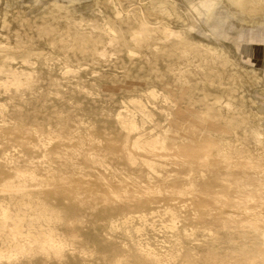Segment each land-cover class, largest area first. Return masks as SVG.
Returning <instances> with one entry per match:
<instances>
[{
    "label": "rangeland",
    "instance_id": "obj_1",
    "mask_svg": "<svg viewBox=\"0 0 264 264\" xmlns=\"http://www.w3.org/2000/svg\"><path fill=\"white\" fill-rule=\"evenodd\" d=\"M0 68V189L2 179L26 185L30 206H43L37 215L51 219L63 244H54L62 257L28 249L5 254L0 264H108L131 250L125 258L141 264L134 233L140 216L155 227L143 246L162 261L173 225L191 238L187 247L198 261L219 250V238L252 236V224L264 235V0H0ZM12 72L24 81L31 76L28 87H3ZM151 91L156 97L146 96ZM119 113L134 118L132 132L119 127ZM176 119L207 130L213 145L187 135ZM38 123L53 137L37 144L38 135L12 133ZM145 139L157 143L153 155L133 144ZM30 140L34 152L24 146ZM72 152L77 162L68 164ZM89 154L101 161L96 168L81 161ZM1 192L0 202L30 222L35 211ZM211 194L222 211L206 198ZM237 216L229 237L212 223ZM129 217L132 229L110 228ZM225 245L222 253L236 250L232 240Z\"/></svg>",
    "mask_w": 264,
    "mask_h": 264
},
{
    "label": "bare ground",
    "instance_id": "obj_2",
    "mask_svg": "<svg viewBox=\"0 0 264 264\" xmlns=\"http://www.w3.org/2000/svg\"><path fill=\"white\" fill-rule=\"evenodd\" d=\"M115 9V8H114ZM119 10V9H118ZM145 24H147V23H145ZM108 28V27H107ZM107 30V29H106ZM110 30V29H109ZM109 30H107V31H109ZM138 31V30H137ZM139 31H140V29H139ZM112 32V31H111ZM114 33V32H113ZM139 33V32H138ZM138 35V34H137ZM109 36V35H108ZM171 36H172V34H171ZM112 39V38H111ZM114 40V39H113ZM135 40H136V38H135ZM112 41V40H111ZM134 41V40H133ZM68 45V44H67ZM64 46V45H63ZM62 46V48L61 49H63L64 50V47ZM70 46V45H69ZM71 47V46H70ZM68 48V47H67ZM68 49H70V48H68ZM91 57H94L93 55H91ZM3 71V69H1L0 68V73ZM17 74V73H16ZM13 74V72H12V74L10 75V76H8V78H7V81H5L4 82V86L3 87H12V88H14L15 90H20V88H22L23 86H26V87H28V85H29V81L31 80V76L29 77V76H27V78L25 79V81L24 80H22V79H24L23 77H22V75H20V77L22 78H20L19 76L17 77V75H19V74ZM33 76V75H32ZM35 76V75H34ZM33 83V82H32ZM54 83V82H53ZM2 84V83H1ZM1 84H0V86H1ZM52 84V83H51ZM6 89V88H5ZM11 89V88H10ZM9 90V89H8ZM141 91V90H140ZM142 91H144V90H142ZM154 91V90H153ZM153 91H151V93L150 94H148V95H146V96H151L152 98H154V97H156L155 96V93H153ZM137 92H139V90H137ZM135 93V92H134ZM141 93V92H140ZM143 93V92H142ZM146 93V92H145ZM54 94V93H53ZM143 97H146L145 96V94H143L142 95ZM141 96V97H142ZM14 97V96H13ZM15 97H17V96H15ZM163 97V96H162ZM139 99V98H138ZM154 100V99H153ZM156 100V99H155ZM133 102H136V103H141L140 101H137V100H135V101H133ZM164 102V101H163ZM2 107V106H1ZM136 110V109H135ZM23 111V110H22ZM35 111H37V110H35ZM38 112V111H37ZM140 112V111H139ZM11 113H15V111L14 112H11ZM18 113H20V111L18 112ZM142 113V112H141ZM144 113V112H143ZM16 114H17V112H16ZM16 114H13V115H16ZM35 114V113H34ZM33 114V115H34ZM37 114V113H36ZM12 115V114H11ZM24 115V117H25V114H23ZM46 116H47V114H45ZM121 115L122 114H120L119 113V115H118V125H119V127L121 128V129H126V130H129V131H131L132 132V130H134V128L136 127V124H135V121L133 120L132 121V119H134V118H129V117H125V118H121ZM3 116V115H2ZM13 118H15L14 116H12ZM34 117V116H33ZM36 117V116H35ZM55 117H56V115H55ZM112 117V116H111ZM132 117H134V116H132ZM136 117V116H135ZM17 118V117H16ZM22 118H23V116H22ZM30 118H31V115H30ZM49 118V117H48ZM51 118V117H50ZM117 118V117H116ZM56 119V118H55ZM5 120L6 119H4V117H3V120L1 121V122H5ZM48 120V119H47ZM57 120H58V122L60 121L59 120V118H57ZM109 120V119H108ZM181 120V119H180ZM29 121V120H28ZM21 122H23V121H21ZM25 122V121H24ZM37 122H39V121H37ZM50 121H48V123H49ZM53 122H54V120H53ZM61 122V121H60ZM59 122V123H60ZM29 123H31V122H29ZM33 123V122H32ZM47 123V124H48ZM184 123V122H183ZM182 122H180V121H178L177 119L174 121V124L175 125H177L178 127H179V125L181 126V127H183L184 129H185V132L187 133V135L189 134L190 136H192V138H193V136H195V135H198V137H199V139H200V141L201 142H203V143H205V144H207V145H209V146H212L213 145V143L212 144H210V142H209V139L208 138H210V137H208V131L206 130V131H202V130H200V129H194L190 124H187L186 126H184V124H183ZM45 125H46V123H45ZM44 125V126H45ZM55 125H56V122H55ZM60 125V124H59ZM47 126V125H46ZM15 127V126H14ZM87 129H89V128H87ZM86 129V130H87ZM176 129V128H175ZM75 130V129H74ZM24 131V132H23ZM87 131H89V130H87ZM128 131V132H129ZM183 131V130H182ZM14 132V133H13ZM57 132V131H56ZM205 132V133H204ZM12 133L15 135V134H19V136L20 135H22L23 133H28V134H30L31 136L32 135H34V137H37V135H38V137L40 136L41 138H39V140H38V142H37V144L38 143H43L42 142V138L43 137H45V136H50V137H53L52 136V134H53V132L52 131H45V130H43V128H42V126H41V124H37L36 126H30V124H29V126L27 125V126H25V125H23V124H18V126L17 127H15L13 130H12ZM55 133V132H54ZM181 133V132H180ZM24 134V135H25ZM5 135V134H4ZM186 135V136H187ZM6 136V135H5ZM26 136V135H25ZM58 136V135H57ZM90 136V135H89ZM92 137V136H91ZM20 139H22L23 137H19ZM31 138V137H30ZM74 138V137H73ZM189 138V137H188ZM196 138V137H195ZM211 139L213 140V138L211 137ZM23 141V140H22ZM21 141V142H22ZM80 141V140H79ZM88 141V140H87ZM164 141H165V139H163L162 137H160V140H159V144H164ZM26 143V144H25ZM24 143V146H27V148H29V150H31V151H33V148L32 147H36L37 146V144H34V141H32V140H30V141H27V142H25ZM82 143H83V141H82ZM79 144H81L80 142H79ZM133 144H135V146L136 147H140V148H147V149H149V153L150 154H154L155 153V151L157 150V143L156 142H153V141H151V140H143L142 142H139L138 140H136V141H134V143ZM9 146V145H8ZM23 147V146H22ZM60 147V146H59ZM59 147L56 149V150H54L55 152H54V158L55 157H57L58 155H59V152H58V149H59ZM24 149V148H23ZM124 149H126V148H124ZM34 152V151H33ZM115 152V151H114ZM113 152V153H114ZM122 152H124L123 151V149H122ZM117 154H118V152H116ZM116 153H114V155L116 154ZM126 153H128V152H126ZM116 154V155H117ZM119 154H121V153H119ZM123 154V153H122ZM126 155V154H125ZM184 155V158L185 157H188L189 159H191L192 160V164H194V163H199V161L196 159V160H194L195 158H193V156H190V155H188V156H186V153L185 154H183ZM44 156H47V153L45 152V154H44ZM209 156V155H208ZM218 156V155H217ZM81 157V156H80ZM126 157V156H125ZM216 157V156H215ZM118 158H120L121 159V157L119 156ZM127 158L130 160V154L128 153L127 154ZM77 157L73 154V152L72 153H70L67 157H66V161L65 162H67L68 164L69 163H76L77 161ZM122 160V159H121ZM123 160H124V158H123ZM81 161H87V162H89L91 165H92V168H96V166H98L100 163H101V161H99L98 160V158L96 157V155L94 156V155H91V154H89L88 156H83L82 157V160ZM131 161V160H130ZM129 161V162H130ZM126 162H128V160L126 161ZM125 161H124V163H126ZM10 163H12V162H10ZM9 163V164H10ZM13 164V163H12ZM13 167V166H12ZM14 168V167H13ZM3 169H4V166H3ZM2 170V169H1ZM17 170V169H16ZM18 171V170H17ZM3 172V171H2ZM8 172V171H7ZM10 172V171H9ZM1 173V172H0ZM6 173V172H5ZM2 176V175H1ZM1 176H0V178H1ZM10 177H11V175H10ZM54 177V176H53ZM43 178V177H42ZM45 179L46 178H48L47 176H45L44 177ZM51 178H52V176H51ZM53 179V178H52ZM56 179V178H55ZM67 179V178H66ZM65 178H64V180H66ZM47 180V179H46ZM250 180V179H249ZM1 181V180H0ZM2 181H3V184L1 185V188H2V190L0 189V193H3L4 194V192H1V191H5L6 192V194H8L7 193V191L9 192V194L11 195H13V194H15V195H19L20 196V200H18V205H20L21 207H23V208H25L26 206H28V208L30 209V210H32V211H35V213L31 216V221L29 222H27L26 221V216L25 215H23L24 217H21L20 215H21V213H20V215H18V213L17 214H15L13 211H16V210H11L9 207H8V203L7 204H5L4 202H0V232L3 234V235H5L6 237V239L9 241V243H10V245L8 246V248H6V249H4L5 247L3 246V247H0V257H3L5 254H11V251L13 252V254H14V252H17V251H20V252H25V250H28V249H33V250H36V252L38 251V252H40V251H46L47 249H49V252H50V249L53 251V254H55V256H56V254L58 255V257H62V252L60 253V250H62L61 249V247H55V243L56 242H58L57 244L59 245V244H61V245H63L62 244V241L59 239H56L55 240V238H54V236H53V234H52V232H53V229H52V227L50 226V221H51V219L50 218H47V217H45V216H38L37 214H42V213H36V212H38L39 210H42L43 211V206L41 207V208H35V209H32V207L30 206L31 205V202H29V201H27V198H30V195H29V193H30V191L28 190V187L26 186V185H18V184H15V183H13L12 181H10V180H6V179H2ZM44 180H42L41 182H39L38 183V185H37V187L38 186H42L45 182H43ZM248 181V180H247ZM43 182V183H42ZM47 183V182H46ZM247 183V182H246ZM249 183V182H248ZM1 184V183H0ZM46 185V184H45ZM43 187V186H42ZM64 187V186H63ZM44 188H45V186H44ZM61 188L59 187V190H60ZM207 189V188H206ZM36 190V189H35ZM57 190V189H56ZM58 190V191H59ZM191 190V189H190ZM33 191V190H32ZM57 191V192H58ZM64 190H62V192H63ZM165 191H166V189H165ZM181 191H184V190H181ZM180 191V192H181ZM62 192H61V194H62ZM143 192H146V191H143ZM179 192V193H180ZM237 192H240V193H243L244 192V190H242V189H238L237 190ZM52 193H55V192H53L52 191ZM60 193V192H59ZM78 193V192H77ZM159 193V192H158ZM174 193V192H173ZM63 194H65V193H63ZM182 194V193H181ZM67 195V194H66ZM65 195V196H66ZM38 196V195H37ZM40 196V195H39ZM54 196V195H53ZM160 196V195H159ZM17 197V196H16ZM9 198H11V197H9ZM14 197H12L11 198V200L13 199ZM18 198V197H17ZM17 198L15 199V200H17ZM72 198V197H71ZM77 198V197H76ZM210 202H211V205L214 207V209H217V210H219V211H222V204H221V201H220V199H219V197L218 196H215V194L214 195H210V197H206ZM39 199V198H38ZM75 199V198H74ZM134 199H135V197H130L129 199H127L126 200V202H131L132 203V201H134ZM10 200V202H12ZM76 200V199H75ZM79 200V199H78ZM93 200V199H92ZM91 201V200H90ZM137 201V200H136ZM14 202V201H13ZM68 202V201H67ZM77 202L78 201H76L75 202V204H77ZM125 202V201H124ZM125 202V203H126ZM71 203H73V201L71 202ZM130 203V204H131ZM134 203V202H133ZM136 203V202H135ZM142 203V202H141ZM140 203V204H141ZM17 204H16V206H17ZM122 204V203H121ZM120 204V205H121ZM130 204H128V205H130ZM143 204V203H142ZM147 204V203H146ZM148 204H150L149 202H148ZM147 204V205H148ZM88 205V204H87ZM96 205V204H95ZM225 205V204H224ZM30 206V207H29ZM77 207H78V205H76ZM75 206V207H76ZM117 206V205H116ZM119 206V205H118ZM125 206V205H124ZM150 206V205H149ZM94 207V206H93ZM108 207V206H107ZM13 208V207H12ZM89 208V207H88ZM95 208V207H94ZM118 208V207H117ZM116 208V209H117ZM123 208V206H121V209ZM138 208H140V206L138 207ZM16 209H18V208H16ZM19 209H20V207H19ZM27 209V208H26ZM77 209V208H76ZM96 209V208H95ZM110 209V208H109ZM120 209V208H119ZM124 209V208H123ZM127 209V208H126ZM136 209H137V206H136ZM112 210L114 211V208L112 207ZM111 210V211H112ZM129 210V209H128ZM18 211V210H17ZM24 212H25V210H23ZM95 211V210H94ZM110 211V210H109ZM112 211V212H113ZM28 212H30V211H28ZM27 212V213H28ZM41 212V211H40ZM79 212V211H78ZM105 213V212H104ZM110 213V212H109ZM138 213V212H137ZM25 214V213H24ZM30 214V213H29ZM44 214V213H43ZM140 214V213H139ZM173 214V213H172ZM104 215H106L107 216V214L105 213ZM141 215V214H140ZM171 215V214H170ZM61 216V215H60ZM125 216V215H124ZM171 216H173V215H171ZM175 216V215H174ZM173 216V217H174ZM220 216V215H219ZM49 217V216H48ZM126 217V216H125ZM133 217V216H132ZM137 217V216H136ZM215 217V216H214ZM30 218V217H29ZM82 218V217H81ZM123 219V218H122ZM121 219V220H122ZM131 217H129V218H126V219H123L124 221H122L121 223H118V224H111V227L110 228H116L117 229V227H119L120 225H124V227L126 228V229H132V223H131ZM139 223H140V226L139 227H136L135 229H134V233L137 235V239H139V240H137V241H135V242H137L136 243V245L139 247L138 248V254H140V258L142 259V257H141V255L144 257V261L143 262H141V264H264V238H263V236H262V238L260 237L261 236V232L260 233H258V234H260V236H258V234H257V232H258V228L254 225V224H252L251 226H250V228H251V232H252V236H247V237H240V238H231L230 240H226V239H221V238H219L216 242L218 243L217 244V247L219 248V250L218 249H216V251H215V253L211 256V257H209L210 259H201V260H196V256H197V254H195L194 252H192L194 249H193V247H192V249L193 250H189L188 249V247H187V245L188 244H190L189 246H191V243H190V241H192L191 240V238H189V237H184V235H185V233H184V235L183 234H181L180 232H179V230L176 228V226H170L169 224L167 225V226H170L169 227V229H170V232H171V235H170V237L169 238H171L172 239V241H171V245H170V247H169V249H167V260L166 261H162V258L160 257V255H158L153 249H151V250H149V248H145L144 246H143V241H142V237L144 236V233H147V231H154V229H155V227H154V224L153 223H149L148 222V220L146 219V217L145 216H140L139 218ZM73 220V219H72ZM75 220V219H74ZM104 220V219H103ZM172 220H173V218H172ZM209 220H211V219H209ZM236 220L237 221H234V220H232V219H230V220H228V221H226V220H224V219H221V218H219V217H216V218H214V220H213V222H212V220H211V222L213 223V225H214V222H216V225H218V226H220V229L222 230L221 232H223V234H226L228 237L231 235V234H233L234 232H232L231 230H229L228 228H230V227H236L237 226V222H238V216L236 217ZM79 221V220H78ZM174 221V220H173ZM172 222V221H171ZM113 223V222H112ZM25 225L27 226V230H26V235H23V229H24V227H25ZM175 225H177V224H175ZM122 227V226H121ZM123 227V228H124ZM64 228V227H63ZM122 228V229H123ZM225 228H227L228 230H225ZM165 229V228H164ZM168 229V230H169ZM68 230V229H67ZM25 231V230H24ZM65 231V230H64ZM115 231V230H114ZM130 231V230H129ZM167 231V230H166ZM66 232V231H65ZM69 232V231H68ZM218 232V231H217ZM24 233V234H25ZM120 233V232H119ZM126 233V232H125ZM129 233V232H128ZM72 234V233H71ZM193 234H195V236H197L198 237V235H200V232L199 231H196L195 233H193ZM3 235H2V237H3ZM77 235V234H76ZM127 235V234H126ZM130 235V234H129ZM132 235V234H131ZM183 235V236H182ZM188 235H190V234H187V236ZM215 235H217V234H215ZM64 236H66V235H64ZM191 236V235H190ZM218 236V235H217ZM71 237H73V239H77V238H75V235L73 234ZM127 237H128V235H127ZM205 237V236H204ZM260 237V238H259ZM4 238V237H3ZM65 238H67V237H65ZM99 239H101L100 237H99ZM185 239V241H186V243H185V245H183V247H184V250H186L185 252H182L181 253V249H183V247H182V242H183V240ZM74 240V241H75ZM144 240V239H143ZM214 240H215V238H214ZM233 241V244L236 246V250H234V252L231 254V255H229V254H227V253H222L221 252V250H222V248L224 247V246H226L225 245V243H228V242H230V241ZM248 241V244L249 243H251V244H249V245H247V242ZM253 241V242H252ZM7 242V241H6ZM81 242V241H80ZM106 242V241H105ZM5 243V242H4ZM3 243V244H4ZM76 243H78V241L76 240ZM80 244V243H79ZM106 244V243H105ZM2 245V244H1ZM5 245V244H4ZM107 245V244H106ZM134 245H135V243H134ZM103 246V245H102ZM79 247V246H78ZM115 247V246H114ZM134 247V246H133ZM136 247V246H135ZM146 247H148V246H146ZM81 248V247H80ZM110 248V247H109ZM211 248V247H210ZM209 248V249H210ZM227 248H229V247H227ZM10 249H13V250H10ZM115 249V248H114ZM121 249V248H120ZM215 249V248H214ZM221 249V250H220ZM10 250V251H9ZM81 250H82V248H81ZM111 250V249H110ZM51 251V252H52ZM112 251H113V249H112ZM128 251V250H127ZM5 252V253H4ZM7 252V253H6ZM28 252V251H27ZM48 252V251H47ZM81 252V251H80ZM110 252V251H109ZM115 252V251H114ZM118 252H119V250H118ZM129 252H132L133 253V251L131 250V251H129ZM31 253V252H30ZM43 253V252H42ZM103 253V252H102ZM110 253H112V252H110ZM128 253V252H127ZM132 253L131 254H129L128 253V255H132ZM136 253V252H135ZM202 253V252H201ZM44 254V253H43ZM106 254V253H105ZM137 254V253H136ZM183 254H184V256H183ZM30 255V254H29ZM33 255V254H32ZM103 255V254H102ZM117 254H115V256H116ZM125 255V254H124ZM127 255V254H126ZM125 255V256H126ZM127 255V256H128ZM200 255V254H199ZM204 255V254H203ZM108 256V255H107ZM110 256V255H109ZM111 256H112V258L114 257L112 254H111ZM122 256V255H121ZM121 256H119L118 258H120ZM125 256H124V258H120L119 260H115V261H113L112 263H108V264H121V262L123 261V263H124V261L125 262H127V264H130V261L132 260H130V259H126V258H128V257H126L125 258ZM183 256V257H182ZM206 256H208L207 254H206ZM51 257V256H50ZM66 257V256H65ZM102 257V256H101ZM103 257H106V256H103ZM205 257V256H204ZM53 258V257H52ZM109 257H107V259H108ZM111 258V257H110ZM111 258V259H112ZM117 258V259H118ZM132 258V257H131ZM139 258V259H140ZM133 259H134V257H133ZM197 259H199V258H197ZM17 260V259H16ZM110 260V259H109ZM130 260V261H129ZM110 261H112V260H110ZM14 262V261H13ZM24 262V261H23ZM137 262V261H136ZM9 264H17L16 262L15 263H9ZM107 264V263H106ZM126 264V263H125Z\"/></svg>",
    "mask_w": 264,
    "mask_h": 264
}]
</instances>
